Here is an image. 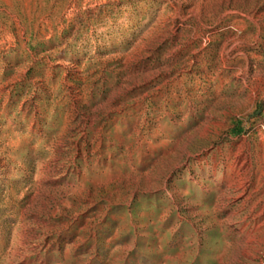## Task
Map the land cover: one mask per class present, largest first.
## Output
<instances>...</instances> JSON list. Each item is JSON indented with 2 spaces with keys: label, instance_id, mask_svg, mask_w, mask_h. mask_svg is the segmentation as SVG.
Returning a JSON list of instances; mask_svg holds the SVG:
<instances>
[{
  "label": "rangeland",
  "instance_id": "rangeland-1",
  "mask_svg": "<svg viewBox=\"0 0 264 264\" xmlns=\"http://www.w3.org/2000/svg\"><path fill=\"white\" fill-rule=\"evenodd\" d=\"M0 264H264V0H0Z\"/></svg>",
  "mask_w": 264,
  "mask_h": 264
}]
</instances>
